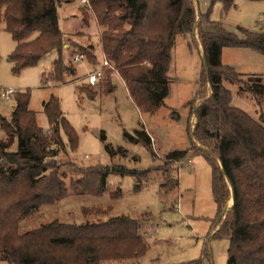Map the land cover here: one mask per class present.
<instances>
[{"label":"trees","instance_id":"trees-1","mask_svg":"<svg viewBox=\"0 0 264 264\" xmlns=\"http://www.w3.org/2000/svg\"><path fill=\"white\" fill-rule=\"evenodd\" d=\"M72 1L0 0V26L15 42L9 55L14 73L56 51L58 56L48 76L63 83L76 74L70 60L64 63L63 50L70 58L81 53L96 60L92 44L73 42L71 50L69 45L63 48L57 8ZM87 1L82 8L83 21L88 13L94 17L100 28L103 56L114 65L135 104L146 112H154L167 95V71L175 36L189 34L198 42L204 92L187 104L192 108L202 97L194 108L191 135L193 142L207 150L201 153L212 168V194L218 216L212 236L228 238L227 264H264V78L261 74L243 75L221 62L224 47H247L264 55V33L238 26L237 35L221 22L211 20L206 12L198 15L194 40L196 0ZM214 1H219L226 12L241 0ZM242 76H246L244 82ZM225 83L244 86L256 104V119L232 104L233 93ZM207 86L209 94L203 95ZM78 89L88 98L97 93L90 84H81ZM113 89L109 76L101 90L109 93ZM42 106L49 123L47 130L37 124L35 111L29 108L28 90L17 92L9 117L0 115V260L9 264H92L143 255L148 244L139 233L141 223L127 216L79 225L52 220L19 232L20 222L43 205L54 204L69 193L96 195L107 191V174L116 169L82 168L68 163L80 178L67 188L56 162L59 149L65 146L61 132L71 149H75L77 137L60 111L58 98L51 96ZM136 134L150 144L144 130ZM186 153L169 151L161 169H168L169 162H178ZM165 186H173V182L167 181ZM114 193L120 195L119 189ZM229 197L232 203L222 213Z\"/></svg>","mask_w":264,"mask_h":264},{"label":"rangeland","instance_id":"rangeland-1","mask_svg":"<svg viewBox=\"0 0 264 264\" xmlns=\"http://www.w3.org/2000/svg\"><path fill=\"white\" fill-rule=\"evenodd\" d=\"M84 5L80 0H73L57 8L65 42L63 48L69 45L71 50L73 42L82 46L92 44L96 60L83 55L82 59L73 61L68 51L63 50L64 63L70 60L76 69V74L63 83H56L48 76L58 56L56 51L14 73L9 55L15 42L0 26V91L14 90L8 100L0 97V115L9 117L17 92L28 90L29 108L35 111L37 124L47 130L49 123L42 103L54 96L77 137V145L71 149L61 132L65 146L59 149L56 162L66 187L80 178V173L68 163L82 168L108 166L116 169L107 174V191L96 195L69 193L54 204L43 205L20 222L19 232L52 220L79 225L127 216L141 223L139 233L148 244L145 253L135 258L101 260L92 264H227L228 238L212 236L218 216L212 194L211 164L201 153L207 150L193 142L191 135L194 108L202 97L195 100L192 108L187 104L204 92L200 81V45L189 34L175 36L167 71V95L154 112H146L135 104L115 69L104 68V77L97 83H89L88 74L100 68L104 56L99 45L100 28L94 17L88 13L83 21ZM206 12L211 20L221 22L225 29L237 35H240L238 26L264 33V0H241L226 12L219 1L196 0L194 40H197L198 15ZM68 38L72 42H67ZM221 62L243 75L261 74L264 78V55L253 49L224 47ZM109 76L114 89L104 93L101 86ZM241 80L244 82L246 76ZM81 84H90L96 95L88 98L79 91ZM224 85L233 93L232 104L256 119V104L244 86L239 83ZM208 94L207 86L203 95ZM143 130L150 137V144L137 136L136 131ZM172 150H187V153L178 162H169L168 169L163 171L165 155ZM144 171L145 174H141ZM167 181L173 182V186H165ZM115 189H119L120 195H115ZM229 199L232 198L227 201ZM227 201L224 207L228 209L231 204ZM0 264L9 263L0 260Z\"/></svg>","mask_w":264,"mask_h":264},{"label":"built area","instance_id":"built-area-1","mask_svg":"<svg viewBox=\"0 0 264 264\" xmlns=\"http://www.w3.org/2000/svg\"><path fill=\"white\" fill-rule=\"evenodd\" d=\"M80 2L83 4H88L87 0H80ZM82 58H83V54L78 53V54H75V56L73 57V61H78L79 59H82ZM104 68L115 69L114 65L107 58L104 57L100 68L97 70H93L88 74L89 83L99 82V80H101L102 77H104V74H105ZM115 71L117 70L115 69ZM13 93H14V90L11 88L3 89L0 91V97L4 100H8Z\"/></svg>","mask_w":264,"mask_h":264},{"label":"water","instance_id":"water-1","mask_svg":"<svg viewBox=\"0 0 264 264\" xmlns=\"http://www.w3.org/2000/svg\"><path fill=\"white\" fill-rule=\"evenodd\" d=\"M226 210H227V207H224V209H223V212H222V213H224Z\"/></svg>","mask_w":264,"mask_h":264},{"label":"bare ground","instance_id":"bare-ground-1","mask_svg":"<svg viewBox=\"0 0 264 264\" xmlns=\"http://www.w3.org/2000/svg\"><path fill=\"white\" fill-rule=\"evenodd\" d=\"M229 202H230V204H231L232 200L230 199Z\"/></svg>","mask_w":264,"mask_h":264},{"label":"crops","instance_id":"crops-1","mask_svg":"<svg viewBox=\"0 0 264 264\" xmlns=\"http://www.w3.org/2000/svg\"><path fill=\"white\" fill-rule=\"evenodd\" d=\"M124 85H125V83H124Z\"/></svg>","mask_w":264,"mask_h":264}]
</instances>
